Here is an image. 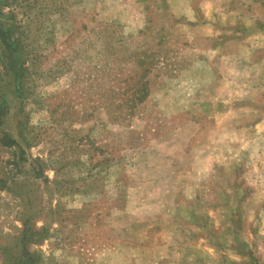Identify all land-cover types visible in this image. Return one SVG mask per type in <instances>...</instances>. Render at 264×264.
Masks as SVG:
<instances>
[{"label":"rangeland","instance_id":"374dc122","mask_svg":"<svg viewBox=\"0 0 264 264\" xmlns=\"http://www.w3.org/2000/svg\"><path fill=\"white\" fill-rule=\"evenodd\" d=\"M0 13V264H264V0Z\"/></svg>","mask_w":264,"mask_h":264},{"label":"trees","instance_id":"16d2710c","mask_svg":"<svg viewBox=\"0 0 264 264\" xmlns=\"http://www.w3.org/2000/svg\"><path fill=\"white\" fill-rule=\"evenodd\" d=\"M1 14V13H0ZM9 29H4L2 23L0 22V40L2 41L3 45L7 48H9V50H5L4 52L0 53V66H2L3 70H9L8 68V63L6 61V59L10 58L9 60V65L12 68V70H16V73L18 76H23L22 73H25L26 68L21 69L18 71L17 68L13 67V64H15V58L12 55L13 52H15L16 50L13 49V46H11L12 44L9 42L10 37H9V33H8ZM145 61H142L141 63H144ZM146 88V85L144 86V84L137 83L133 89V91L131 90L130 87H128L126 89V92H132L131 96H128L125 100H122L120 102H118V107L121 109H127L129 110L130 113H127L123 116V119H126V115H131L134 111V109L136 108V102L135 100L137 99L138 101H140V99L143 97L141 95V92L144 91ZM140 96V98H139ZM137 97V98H136ZM26 235V234H25ZM35 261H33L32 259H30V261L28 262H21L19 264H34Z\"/></svg>","mask_w":264,"mask_h":264}]
</instances>
